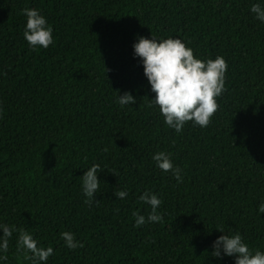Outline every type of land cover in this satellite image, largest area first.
Returning <instances> with one entry per match:
<instances>
[{"label":"trees","instance_id":"16d2710c","mask_svg":"<svg viewBox=\"0 0 264 264\" xmlns=\"http://www.w3.org/2000/svg\"><path fill=\"white\" fill-rule=\"evenodd\" d=\"M264 0H0V224L53 248L46 264H235L212 256L240 233L264 252ZM24 8L39 10L54 43L33 50ZM180 39L196 58L228 65L219 108L204 128L167 127L135 56L140 37ZM130 93L135 104L121 106ZM107 149V151H105ZM171 156L183 182L156 166ZM99 165L91 204L82 176ZM126 191L124 199L114 193ZM162 200L163 223L137 227ZM223 229L224 233L217 230ZM68 231L84 245L69 249ZM3 235L0 229V236ZM9 240L6 261L32 264ZM31 256V253H27Z\"/></svg>","mask_w":264,"mask_h":264},{"label":"clouds","instance_id":"9594fccd","mask_svg":"<svg viewBox=\"0 0 264 264\" xmlns=\"http://www.w3.org/2000/svg\"><path fill=\"white\" fill-rule=\"evenodd\" d=\"M250 11L255 14L256 19L264 22V6L255 3ZM22 13L27 17L23 35L29 46L35 50L47 49L52 45L53 29L39 10L24 8ZM133 47L135 56L142 59L144 75L151 85V91L155 93L149 107L158 106L167 127L177 133L182 132L188 122H193L201 128L207 127L219 108L217 98L226 90L225 74L228 68L226 60L222 56H217L214 60L202 61L178 38L157 40L154 37L152 39L140 37ZM118 103L123 107L135 104L136 100L130 93L125 92L122 96L119 95ZM153 160L160 170L165 173L171 172L177 183L183 182L182 170L173 165L169 153L157 152ZM99 171L100 166L93 165L82 176L86 204L96 201L94 194L99 190ZM114 195L124 199L128 193L118 191ZM139 199L148 204L151 211L147 218L134 212L135 226L139 227L146 222L163 223V217L157 211L162 200L151 191H145ZM258 211L264 213V203L259 205ZM0 229L3 231V235L0 236V251L5 254L9 250V240L14 231L19 233L17 251H23L24 258L30 259L32 264H46L48 258L54 254L51 246L47 249L39 247L38 241L23 228L16 229L14 226L0 224ZM217 231L224 233L222 228ZM61 238L69 249L84 247L71 232L61 233ZM213 248L212 256L221 257L222 249L223 255L236 257L235 264H264V252L251 250L238 232L219 236L214 241ZM27 253L32 255L29 256ZM7 259V255L0 256V260Z\"/></svg>","mask_w":264,"mask_h":264}]
</instances>
